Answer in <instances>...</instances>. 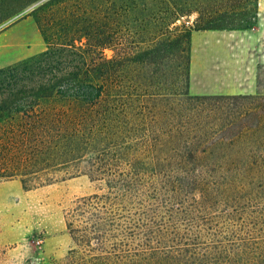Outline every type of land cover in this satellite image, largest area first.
Wrapping results in <instances>:
<instances>
[{
  "label": "trees",
  "instance_id": "trees-1",
  "mask_svg": "<svg viewBox=\"0 0 264 264\" xmlns=\"http://www.w3.org/2000/svg\"><path fill=\"white\" fill-rule=\"evenodd\" d=\"M37 1L0 0V24ZM81 2L35 8V86L0 89V178L97 184L66 213L69 249L46 264H264V94L138 91L123 70L162 48L124 46L101 16L110 8ZM257 15L247 0L198 30L247 29Z\"/></svg>",
  "mask_w": 264,
  "mask_h": 264
},
{
  "label": "rangeland",
  "instance_id": "rangeland-1",
  "mask_svg": "<svg viewBox=\"0 0 264 264\" xmlns=\"http://www.w3.org/2000/svg\"><path fill=\"white\" fill-rule=\"evenodd\" d=\"M43 1L34 2L0 24L2 91L12 88L15 82L28 88L35 86V56L46 49L35 16V8ZM246 4L247 0H82L80 3L86 9L110 8L109 14L102 10L101 16L121 25L123 32L119 33V39L124 46L136 45L135 52L162 48L154 64L131 63L123 70L127 84L129 80L140 92L162 87L179 98L190 94L192 34L218 31L198 29L209 18L227 11H240ZM260 13L264 15V0H258L257 18L247 28H259L257 51L261 60L259 91L255 94H264V24L261 26ZM194 44L193 71L198 87L211 91L227 82L231 84V75L235 81L237 72L245 68L246 43L229 32H199ZM118 48L121 50V46ZM80 54L66 51L62 57L72 60ZM103 56L112 59L117 56V49L106 47ZM194 85L192 89L196 90ZM39 182L42 180L35 176L25 183L21 176L0 178V264H22L28 260L46 264L51 258L63 256L71 245L66 213L77 198L97 188L87 175L65 178L63 172L56 174L50 183L38 185Z\"/></svg>",
  "mask_w": 264,
  "mask_h": 264
},
{
  "label": "crops",
  "instance_id": "crops-1",
  "mask_svg": "<svg viewBox=\"0 0 264 264\" xmlns=\"http://www.w3.org/2000/svg\"><path fill=\"white\" fill-rule=\"evenodd\" d=\"M261 26L264 24V15L260 13ZM203 32L205 34H224L229 32L232 36H236L239 40H244L246 43V57L247 61L245 68H241L237 72L235 81L232 80L233 74L231 75V84L223 85V87L216 88V90L208 91L203 86H196L197 81H195V73L193 71L195 63V44L194 39L197 33ZM259 28L254 29H241V30H232V31H195L192 34V58H191V73H190V85L189 92L192 95H204V94H255L259 91L258 83V71H259V62L261 60V54L257 50L259 46L258 42ZM239 67V63H238ZM195 83L196 90H193V84Z\"/></svg>",
  "mask_w": 264,
  "mask_h": 264
}]
</instances>
